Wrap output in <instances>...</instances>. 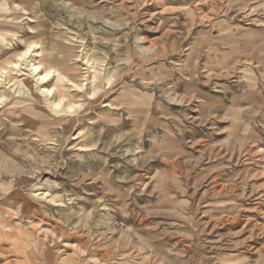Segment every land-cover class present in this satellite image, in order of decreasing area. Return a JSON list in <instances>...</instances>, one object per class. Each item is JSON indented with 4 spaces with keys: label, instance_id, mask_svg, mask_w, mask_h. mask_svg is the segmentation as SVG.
Instances as JSON below:
<instances>
[{
    "label": "rangeland",
    "instance_id": "374dc122",
    "mask_svg": "<svg viewBox=\"0 0 264 264\" xmlns=\"http://www.w3.org/2000/svg\"><path fill=\"white\" fill-rule=\"evenodd\" d=\"M0 16V71L45 32L78 75L61 113L28 68L0 87V264H264V0ZM24 77L38 100L9 89Z\"/></svg>",
    "mask_w": 264,
    "mask_h": 264
},
{
    "label": "bare ground",
    "instance_id": "6f19581e",
    "mask_svg": "<svg viewBox=\"0 0 264 264\" xmlns=\"http://www.w3.org/2000/svg\"><path fill=\"white\" fill-rule=\"evenodd\" d=\"M44 34L45 32H42L41 38L39 37L38 39L29 42L28 46L18 54L17 60L9 62V66L7 68L3 66L1 67L0 87L10 83L8 82L9 80H7L9 69L15 71L19 75H26L24 73V69L28 68L29 73L27 74L36 80L38 90L44 97L46 105L57 113H61L65 111L64 103L62 101L63 97L67 95L65 82L74 83V86L78 87L76 84V81L78 82L76 79L78 76L76 73L77 68L70 63L69 55L71 47L66 45L65 42L55 43L49 38L45 37L46 39H44L42 37ZM0 40L3 43L7 40L2 32H0ZM33 53H35V55L37 54L34 58H32ZM89 53L90 50L86 52L87 61L91 63L93 68H95L97 58L92 54L89 55ZM112 75V71H109L107 78L110 80ZM96 78L97 76L94 75V81ZM53 79L55 80L54 86H48ZM13 85H15V87L12 88V85H9V89H11L14 93H21L28 97H32V99L34 97L38 100L33 93L32 85L27 78H17ZM55 93H57V96L54 98L53 96ZM5 99L6 95L2 94L0 96V102ZM72 109L73 105H69L68 110ZM36 190V196H39V194L43 197H46V195H52L49 191H41L40 188H37Z\"/></svg>",
    "mask_w": 264,
    "mask_h": 264
}]
</instances>
